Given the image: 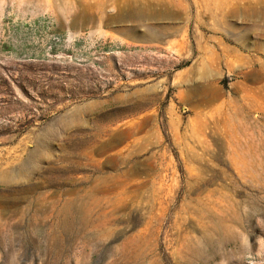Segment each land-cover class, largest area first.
I'll list each match as a JSON object with an SVG mask.
<instances>
[{
  "label": "rangeland",
  "instance_id": "obj_1",
  "mask_svg": "<svg viewBox=\"0 0 264 264\" xmlns=\"http://www.w3.org/2000/svg\"><path fill=\"white\" fill-rule=\"evenodd\" d=\"M0 264H264V0H0Z\"/></svg>",
  "mask_w": 264,
  "mask_h": 264
},
{
  "label": "bare ground",
  "instance_id": "obj_2",
  "mask_svg": "<svg viewBox=\"0 0 264 264\" xmlns=\"http://www.w3.org/2000/svg\"><path fill=\"white\" fill-rule=\"evenodd\" d=\"M85 2V1H84ZM99 2V1H98ZM102 3V2H101ZM130 4V6H131V3H129ZM89 5V4H88ZM92 7V6H91ZM90 6H89V8H91ZM136 7V6H135ZM88 8V7H87ZM94 8V7H93ZM88 10V9H87ZM91 11V10H90ZM90 11H89V13H90ZM131 12V11H130ZM91 13H93V12H91ZM94 15V14H93ZM136 16V15H135Z\"/></svg>",
  "mask_w": 264,
  "mask_h": 264
}]
</instances>
